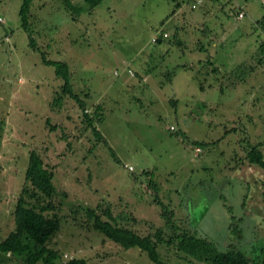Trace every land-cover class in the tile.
<instances>
[{
    "label": "rangeland",
    "instance_id": "obj_1",
    "mask_svg": "<svg viewBox=\"0 0 264 264\" xmlns=\"http://www.w3.org/2000/svg\"><path fill=\"white\" fill-rule=\"evenodd\" d=\"M67 1L32 0L25 30L23 0H0V240L13 230L36 150L54 173L61 226L47 246L62 264H154L93 229L86 209L96 206L141 235L187 231L219 251L263 254L264 170L241 161L257 133L264 139V61L259 80L249 70L228 72L252 59L264 0H209L196 8L195 0H100L91 9L80 2L84 12L75 21ZM53 22L60 25L51 35ZM164 32L166 39L152 42ZM42 53L67 63L87 114L99 115L93 124L100 138L77 103L62 96ZM157 251L169 264H207L173 245ZM10 257L0 264H24Z\"/></svg>",
    "mask_w": 264,
    "mask_h": 264
},
{
    "label": "trees",
    "instance_id": "obj_2",
    "mask_svg": "<svg viewBox=\"0 0 264 264\" xmlns=\"http://www.w3.org/2000/svg\"><path fill=\"white\" fill-rule=\"evenodd\" d=\"M86 1L93 7L100 0ZM31 2L32 0H23L19 10L21 24L25 30H28L29 27ZM74 6L69 0L65 2L67 9L73 10ZM176 7H179V4ZM259 26L264 31V17L259 21ZM162 34L157 37L155 42L166 39ZM261 49L264 51V42L261 43ZM41 60L45 65L53 67L55 77L62 82L59 87L62 96L73 99L77 103L86 124L100 138V132L93 124V119H99V115L97 112H94V116L87 114L84 101L74 92L70 83V70L67 63L47 59L43 53L41 54ZM207 63L210 64V61L207 60ZM56 93L58 92L56 91ZM60 97V95L54 96L53 103ZM111 154L113 155L112 150ZM246 159L249 164L257 165L264 170V155L257 145L247 150ZM53 176L52 169L46 166L38 151L31 150L24 173L25 184L21 189L13 211V230L4 239L0 240V262L5 263L12 256L21 259L24 264H62L58 260V252L47 246L50 239L59 231L61 226V219L57 214V206L54 202L57 191L53 184ZM86 213L91 219V227L93 229L123 249H139L154 264H169L161 259L157 251L159 244L173 245L186 257L203 261L207 264H264V251L263 254L254 257H249L236 248L219 251L206 238L194 236L187 231L178 234V236H169L167 239L163 236L161 229H157L153 237L141 235L129 225L119 221V218L114 216L108 207H89L86 209ZM102 216H106V219H103ZM64 264H85V261L83 259L70 258Z\"/></svg>",
    "mask_w": 264,
    "mask_h": 264
},
{
    "label": "crops",
    "instance_id": "obj_3",
    "mask_svg": "<svg viewBox=\"0 0 264 264\" xmlns=\"http://www.w3.org/2000/svg\"><path fill=\"white\" fill-rule=\"evenodd\" d=\"M64 2V1H63ZM69 2L71 3V4H73V5H75L73 8L74 9H76V11H74V9L72 10L71 9V11H73V12H75V14H77V16L76 17H73V21H75V20H78L77 18H80V15L84 12H82V13H79L80 11H82V9L79 7V6H77V4H79L80 2L81 3H88L86 0H69ZM203 2H204V4H202V6L204 5V6H207L208 4H209V0H203ZM194 3V2H193ZM192 3V4H193ZM64 6H65V3H64ZM201 6V5H200ZM66 8V7H65ZM91 8H93V7H89V8H87V9H91ZM67 9V8H66ZM67 10H70V9H67ZM242 10V9H241ZM242 12V11H241ZM79 13V14H78ZM175 13V12H174ZM173 13V14H174ZM240 13V10H238L237 11V18H238V14ZM246 14V13H245ZM69 16V15H68ZM246 15H244L242 18H238V20H242L244 17H245ZM52 16H50L49 17V19L51 18ZM70 17H71V15H70ZM264 17V15H262V17L261 18H259L258 20H256V21H254V25H255V27H256V29L259 31V33H261L262 34V37H261V39L258 41V43H257V46L256 47H254V46H252V48H253V55L250 57V58H252V59H245V60H242V61H240V63H238L237 64V66L235 67V68H231L230 69V71L228 72V73H233V71L235 70V71H238V70H240V69H244V70H249V73L250 74H252L253 76H254V81L259 77L258 76V72H259V67L261 66L262 67V62L264 61V51L261 49V43L263 42V38H264V31L261 29V27L259 26V21L262 19ZM49 25H50V30H51V35L53 34V33H55L54 31L59 27V23H56V22H53V23H48ZM224 34H226L227 33V30L226 29H224ZM227 35V34H226ZM6 37H4L5 38V40L8 38L7 37V35H5ZM4 39H3V41H5ZM8 40H9V38H8ZM6 42V41H5ZM33 44V43H32ZM31 44V45H32ZM33 46V45H32ZM249 54H247V55H245V56H248ZM41 62H42V60H41ZM248 62V63H247ZM43 63V62H42ZM44 64V63H43ZM45 65V64H44ZM212 65V64H211ZM47 66H49V65H47ZM213 66H215V65H213ZM216 69H217V67L215 66V67H212V72H215L216 71ZM227 74V73H226ZM258 80H259V78H258ZM21 81L23 82V80L21 79ZM242 82V81H241ZM257 84H259L258 82H257ZM60 86V85H59ZM257 136H258V139H259V142H256V144L255 145H257L258 147H259V149L261 150V152H262V154L264 155V139H263V134H261L260 132L259 133H257ZM252 146H254V144L252 145ZM251 146V147H252ZM248 149H250V145L247 147V149L245 150V154H244V158H243V160L241 161V163L242 164H244L242 167H245V166H249L250 168H252V170L254 171L255 169H257L255 166H257V165H252V164H249V162L247 161V159H246V153H247V150ZM259 167V166H258ZM239 167L238 166H236V170H237V172H238V176L240 177V174H242L243 173V171L241 170V169H238ZM262 201H261V204H264V193H262Z\"/></svg>",
    "mask_w": 264,
    "mask_h": 264
},
{
    "label": "built area",
    "instance_id": "obj_4",
    "mask_svg": "<svg viewBox=\"0 0 264 264\" xmlns=\"http://www.w3.org/2000/svg\"><path fill=\"white\" fill-rule=\"evenodd\" d=\"M202 1H203V0H195L194 3L191 5V7H192V8H196L198 5H200V4L202 3ZM243 15H244L243 12H240V13L238 14V18H242ZM0 22H1V23L4 22V19H3V17H2V13H1V12H0ZM162 36L165 37V38H167V37H168V33L164 32V33L162 34ZM156 40H157V37H153V38H152V42H155ZM128 72H130V71H128ZM170 128H171V130L174 129L173 126H171ZM198 149H200V148H198ZM198 149H197V150H198ZM129 169H130L131 171L133 170V168H132L131 166L129 167ZM63 256L67 257L66 253L63 254ZM65 257H64V258H65ZM69 259H70V258H69ZM69 259H68V260H69Z\"/></svg>",
    "mask_w": 264,
    "mask_h": 264
}]
</instances>
